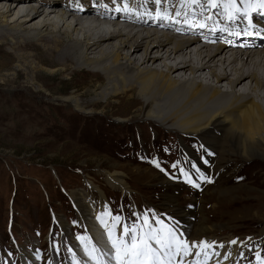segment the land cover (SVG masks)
I'll use <instances>...</instances> for the list:
<instances>
[{
	"label": "rangeland",
	"instance_id": "374dc122",
	"mask_svg": "<svg viewBox=\"0 0 264 264\" xmlns=\"http://www.w3.org/2000/svg\"><path fill=\"white\" fill-rule=\"evenodd\" d=\"M170 2L166 3L172 5L176 0ZM160 5L165 7L163 3ZM176 6L180 10L186 8L184 3ZM57 11L62 12L60 8ZM12 18L8 16L4 19L0 15V24L10 22ZM240 22L242 26L246 25V22ZM172 33L169 34L175 38V33ZM68 42L66 38H61L62 45ZM46 51L43 44L35 40H24L21 34L13 35L0 25V264H22V259L30 264H77V256L81 257V251L92 254L83 255L84 260L87 257V263L111 264L115 259V249L112 252L107 234L111 231L114 237L123 236V215L117 209L108 210L101 203H105L101 194L75 189L84 187L83 183L86 185L88 181L89 185L91 182L97 186L100 193L108 195L112 190L120 198L121 192L107 185L105 177L118 176L123 184L127 183L133 190H138V185L145 192L147 189V196L155 205L154 190L157 182L161 187L167 182L158 181L159 173L147 167L144 156L149 159L155 156L167 159L165 151L160 150L159 138L157 141L151 138L152 132L159 134L158 137L161 132L143 121L147 109L139 113L136 98L121 96L106 101L87 93V87L101 81L100 78L93 79L81 72L74 75H69V72L50 73L44 65L52 59L54 53ZM193 68L199 71L197 66ZM176 77L173 75V78ZM75 91L80 95L78 99L90 102L88 111L94 114L82 116L75 112L72 105H63L56 100ZM118 118L126 121L115 122ZM166 127L170 128L169 125ZM97 130L101 136L95 134ZM177 138L183 140L181 134ZM227 147L226 151L229 150ZM220 158H223L224 168H216L222 170L217 176V172L212 174L211 183L201 188L199 196L202 203L212 202L211 210L215 214L213 221L207 222L203 214L201 217L200 211L195 213L199 219L192 224L188 222L190 228L193 226L192 238L189 240L204 237L217 239L214 236L216 234L228 235L250 230L262 235L264 169L261 167H264V160L244 162L226 153ZM251 162L262 164L258 167L260 174L249 164ZM176 164L175 168L182 167L181 163ZM157 167L166 172L164 167ZM244 168L253 169L250 178L254 181L253 187L242 182L226 189L229 191L237 188L231 196L239 200L229 202L223 197L227 195L222 196L218 192L223 190L220 183L223 185L222 180L231 171L234 174L228 177H239ZM83 178L89 180L84 179L83 182ZM68 193L71 199L73 193L83 197L88 195L89 201L85 200V207L94 221L105 216L102 227L107 234L96 224L102 231L100 241L92 235L90 237L85 227H81V212L69 205ZM144 198L148 200L146 196ZM235 202L241 204L236 205ZM218 203L221 204L216 206ZM52 211L57 213L53 217L54 223L63 220L68 226V221L70 229L67 237H63L58 224L51 225ZM182 215L190 216L191 213ZM117 216L120 217L119 221L114 219ZM128 217L130 219V215ZM10 221H13L19 243H13L16 239L11 240L8 236ZM111 222H117L118 228L108 224ZM47 233L51 234V245L46 241ZM97 245L102 248L105 246V253L99 249L96 252L89 251L90 247L98 248ZM46 253L57 258L51 259ZM250 259L251 264H254L252 256Z\"/></svg>",
	"mask_w": 264,
	"mask_h": 264
},
{
	"label": "bare ground",
	"instance_id": "6f19581e",
	"mask_svg": "<svg viewBox=\"0 0 264 264\" xmlns=\"http://www.w3.org/2000/svg\"><path fill=\"white\" fill-rule=\"evenodd\" d=\"M0 2H4L0 7L2 18L13 17L10 22H1L5 30L13 35L21 34L24 40H35L47 48L46 52L54 53L44 65L50 73L74 75L81 72L93 79L100 78L101 81L90 84L86 92L106 101L121 96L136 98L138 112L147 109L144 122L159 124L172 137L176 132L211 144L217 153L214 168H224L220 157L225 153L244 162L264 160V41L256 47L249 44L248 35H255L242 29L248 26L245 19L248 13L234 15L240 24V21L246 22L240 25L245 38L241 37L240 53L227 54L228 45L208 35L198 39L206 44L201 47L195 46V39L173 38L169 33L179 34L181 28L173 14L167 12L173 7L166 3H171L170 0ZM183 2L176 0L178 5ZM204 2L202 9L190 8L191 18L203 30L221 31L225 28V11L218 6L217 12L207 18L204 13L211 2ZM162 3L165 7H161ZM56 4L59 7H55ZM59 8L62 12L57 11ZM246 10L243 5V11ZM93 15L96 19L87 17ZM120 22L127 26L118 24ZM229 33L235 35L237 30L230 29ZM259 35L264 37V32ZM62 37L68 44H61ZM251 48H257V52H250ZM79 96L75 91L56 100L72 105L82 116L94 114L88 111L90 102L81 101ZM120 121L126 119L118 118L115 122ZM111 178L125 188L118 176ZM86 186H89L88 181ZM235 189L218 192L227 195L223 197L232 202L239 200L231 196ZM72 200L81 212L83 226L100 241L102 231L85 207V197L73 193ZM56 222L66 233V223ZM98 248L105 253L104 248Z\"/></svg>",
	"mask_w": 264,
	"mask_h": 264
},
{
	"label": "snow or ice",
	"instance_id": "6c2138e0",
	"mask_svg": "<svg viewBox=\"0 0 264 264\" xmlns=\"http://www.w3.org/2000/svg\"><path fill=\"white\" fill-rule=\"evenodd\" d=\"M210 2L215 5V0H210ZM240 2L247 4L249 7H253V4H255L260 8H264V0H240ZM236 3L237 0H228L230 8L235 9ZM253 10L255 9L253 8ZM229 18L231 19V16ZM114 219L119 221L120 217L117 216ZM144 223L145 225L148 224L147 218H145ZM108 240L112 248L115 249L116 264H164V256L172 252L174 245L177 253L182 249L185 255L190 254L187 242L177 241L171 232L161 236L151 230V228L149 232L141 233V230L136 226L129 228L125 225L123 227V236L114 237L113 233L109 231ZM232 243H235V241ZM154 244L155 247L153 246ZM200 246L209 247L204 242ZM92 251L96 252L97 249L94 247Z\"/></svg>",
	"mask_w": 264,
	"mask_h": 264
}]
</instances>
